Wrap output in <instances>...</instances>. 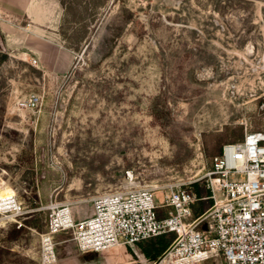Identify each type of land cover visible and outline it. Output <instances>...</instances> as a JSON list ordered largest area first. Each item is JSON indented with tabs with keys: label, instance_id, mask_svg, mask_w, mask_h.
Listing matches in <instances>:
<instances>
[{
	"label": "rangeland",
	"instance_id": "rangeland-1",
	"mask_svg": "<svg viewBox=\"0 0 264 264\" xmlns=\"http://www.w3.org/2000/svg\"><path fill=\"white\" fill-rule=\"evenodd\" d=\"M15 1L0 0V196L15 193L28 214L20 229L0 225V264H44L56 207L80 220L100 194L150 187L161 196L190 182L211 198L216 140L264 130V0H63L72 8L61 17L65 43L32 29ZM60 46L69 54H56ZM31 94L39 107L19 108ZM158 238L163 254L175 236ZM53 243L50 264L162 256L133 245L83 253L65 232Z\"/></svg>",
	"mask_w": 264,
	"mask_h": 264
},
{
	"label": "built area",
	"instance_id": "built-area-1",
	"mask_svg": "<svg viewBox=\"0 0 264 264\" xmlns=\"http://www.w3.org/2000/svg\"><path fill=\"white\" fill-rule=\"evenodd\" d=\"M18 105L35 110L40 97L31 94ZM207 177L214 204L197 218L193 208L202 198L192 182L161 196L150 187L100 194L92 215L80 220L69 207L52 209L42 238L44 264L55 260L53 239L62 232L72 234L81 252L96 254L173 234L168 249L148 264H264V130L223 146ZM27 214L15 193L0 196V225L20 229Z\"/></svg>",
	"mask_w": 264,
	"mask_h": 264
},
{
	"label": "crops",
	"instance_id": "crops-1",
	"mask_svg": "<svg viewBox=\"0 0 264 264\" xmlns=\"http://www.w3.org/2000/svg\"><path fill=\"white\" fill-rule=\"evenodd\" d=\"M17 2V6L14 9H23V13L27 19L31 22V28L36 29L38 31L46 32L51 35V37H54L53 39H61L62 42H66L67 38L66 36L60 32L61 29V22H62V13L68 12L65 11L64 7H61L58 0H16L14 3ZM85 4V3H84ZM4 6V5H2ZM20 7V8H19ZM88 10H90L87 7ZM88 18L83 20L82 23H87ZM82 23L75 24V28L81 27ZM30 33L32 35L41 37L39 34L34 32L33 30H30ZM45 42L49 44H55L52 40L44 39ZM78 41H81L79 39ZM12 43L11 45H16L17 41L14 38H9L5 40V43L8 47H10L9 43ZM55 46V45H54ZM52 48V45L51 47ZM56 54H69V51L63 47L60 46V48H54ZM198 209L196 206L193 208V218H197L201 215H198Z\"/></svg>",
	"mask_w": 264,
	"mask_h": 264
},
{
	"label": "trees",
	"instance_id": "trees-1",
	"mask_svg": "<svg viewBox=\"0 0 264 264\" xmlns=\"http://www.w3.org/2000/svg\"><path fill=\"white\" fill-rule=\"evenodd\" d=\"M58 1L60 3L61 7L65 8V11H70L72 9L71 6L69 5V3H65V1H63V0H58ZM70 43H74L75 45L80 44V42H78L76 40H74L73 42H70ZM1 50H2V48L0 46V51ZM226 143H227V141L216 140L213 152L209 155L212 157V160H213V158L220 156L222 154L223 146H225ZM199 195H200V198H202V200H205L206 198L211 199L210 195L202 196L200 193H199ZM212 205H213V201H211V203H209V204H203L201 207H198L197 208L198 209V212H197L198 215H202ZM159 211H158V213H159ZM159 215H160V213H159ZM27 224H28V226H31L34 228L38 227L37 221L27 222ZM20 232H21L20 230H13L11 235H10V238L11 239L16 238ZM133 246H137V247L141 248L143 250V255H145L149 260H154V259L158 258L167 247V245L164 243L163 239H161V238H154V239H151V240H148V241H145V242L133 245ZM130 249H131V246H130Z\"/></svg>",
	"mask_w": 264,
	"mask_h": 264
},
{
	"label": "bare ground",
	"instance_id": "bare-ground-1",
	"mask_svg": "<svg viewBox=\"0 0 264 264\" xmlns=\"http://www.w3.org/2000/svg\"><path fill=\"white\" fill-rule=\"evenodd\" d=\"M10 195V194H9ZM4 196V195H3Z\"/></svg>",
	"mask_w": 264,
	"mask_h": 264
}]
</instances>
